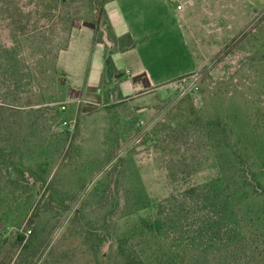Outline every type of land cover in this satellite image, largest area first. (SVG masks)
<instances>
[{
	"label": "rangeland",
	"instance_id": "obj_1",
	"mask_svg": "<svg viewBox=\"0 0 264 264\" xmlns=\"http://www.w3.org/2000/svg\"><path fill=\"white\" fill-rule=\"evenodd\" d=\"M108 1L138 26L140 0H0V264H264V0L145 109L114 80L131 38ZM227 6L231 36L245 17ZM157 9L142 48L156 86L210 51L186 35L214 40L210 8L183 30ZM85 22L100 28L72 43ZM162 203L170 229L152 221Z\"/></svg>",
	"mask_w": 264,
	"mask_h": 264
},
{
	"label": "crops",
	"instance_id": "obj_2",
	"mask_svg": "<svg viewBox=\"0 0 264 264\" xmlns=\"http://www.w3.org/2000/svg\"><path fill=\"white\" fill-rule=\"evenodd\" d=\"M140 7L143 5V9L140 10L139 18H138V26L135 25L133 22H129L124 19V21H120L114 17L110 11V5L111 1L107 2V12L109 14V19L111 21V25L113 27V30L117 37H122L125 35H129L131 38V45L130 47H127L125 49H117L113 52V60L115 63V68L117 69L118 73H124L126 75L118 76L117 74L114 76V80L120 83L121 92L124 95H131L133 98V102L136 106L140 108H144L146 104H142L141 99L148 95L149 93L153 92L158 86H164V85H171L176 82L177 79H179L182 76L195 73L198 71L206 61L205 55L208 56L211 53H215L219 48L227 42V39L231 38L232 36L236 35L244 26V24H248L253 17L255 16V13L258 12L257 9H254L255 3L253 0H140ZM229 2L234 3V5H240L242 6V13L245 18L242 19V22L239 24H242L239 26L237 30H235L234 34L229 36L226 32L227 28L224 25L226 20L232 17V19L235 18L238 10L236 8L235 12L233 10H230V8L227 6ZM166 6L168 14H170L171 17L175 20L176 23L179 24V29L183 30L184 23H188L193 13L196 12L197 8H210L211 12L208 15L209 18L205 19V24L207 27L206 29L209 30L210 38L214 37L213 43L211 45H207L204 43V41L201 40H195L192 41L190 37L187 35L185 36V44L188 46V49H190V52L197 57L198 52L196 51V48L199 49H210V51H204L202 60H200L198 65L193 66V70L191 72H182L178 74L176 77H171L172 79H169L168 81H165L162 84H159L156 86L154 74L153 71L145 64L142 57V48L144 47V39L146 37V34L150 31L151 27L149 28L150 23H154L157 25L162 22V15L160 11L157 9L158 7ZM155 6L156 10L154 13L150 9L148 11V7ZM179 6H182L180 8ZM232 7V6H230ZM256 8V7H255ZM87 29H91L89 27H84L78 30L76 36L74 37L73 41L76 37H78L82 32L86 31ZM92 30V29H91ZM187 30V29H185ZM93 31V30H92ZM72 45V44H71ZM130 58L132 60L130 67L129 66L125 72H123V65L121 63H124L125 59ZM105 64V63H104ZM106 68V67H105ZM147 73L152 86L151 88L147 89L144 86V83L142 80L136 81L135 77L141 74ZM155 85V86H154ZM138 92H142L139 93ZM145 109V108H144Z\"/></svg>",
	"mask_w": 264,
	"mask_h": 264
},
{
	"label": "trees",
	"instance_id": "obj_3",
	"mask_svg": "<svg viewBox=\"0 0 264 264\" xmlns=\"http://www.w3.org/2000/svg\"><path fill=\"white\" fill-rule=\"evenodd\" d=\"M104 12L107 13L106 7L104 8ZM84 26L89 27V28H91L93 30L94 29L99 30L100 23L96 24V23H93V22H85ZM108 62H109V64H111L113 66L115 65L114 64V60L111 57H109ZM135 80L136 81L142 80V82L144 83L145 88H147V89L151 88V86H152V83H151L147 73H144V74L136 76ZM200 190H202V189L194 188L193 192L196 193L197 191L199 192ZM146 199H147L146 200V204H147V207H148V205H151V200L149 199V197L148 198L146 197ZM142 200L145 201V198H142ZM164 208H165L164 204L163 203L160 204L159 209H160L161 218L156 219V220L152 219V221L155 224H157L161 229H170L171 225H172V222H174V219L171 216V213L174 212L176 210V208L174 207V204H172V207L165 208V209Z\"/></svg>",
	"mask_w": 264,
	"mask_h": 264
},
{
	"label": "built area",
	"instance_id": "obj_4",
	"mask_svg": "<svg viewBox=\"0 0 264 264\" xmlns=\"http://www.w3.org/2000/svg\"><path fill=\"white\" fill-rule=\"evenodd\" d=\"M180 8H182V6H179Z\"/></svg>",
	"mask_w": 264,
	"mask_h": 264
}]
</instances>
